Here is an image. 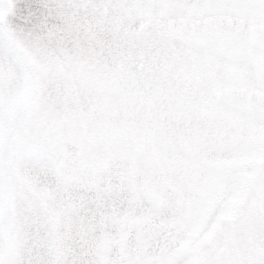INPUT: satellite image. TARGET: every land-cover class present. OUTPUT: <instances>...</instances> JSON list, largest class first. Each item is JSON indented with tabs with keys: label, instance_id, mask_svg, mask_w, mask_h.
<instances>
[{
	"label": "snow or ice",
	"instance_id": "snow-or-ice-1",
	"mask_svg": "<svg viewBox=\"0 0 264 264\" xmlns=\"http://www.w3.org/2000/svg\"><path fill=\"white\" fill-rule=\"evenodd\" d=\"M0 264H264V0H0Z\"/></svg>",
	"mask_w": 264,
	"mask_h": 264
}]
</instances>
